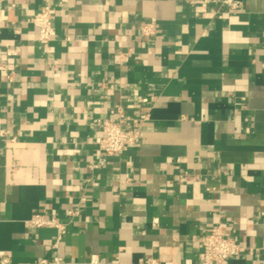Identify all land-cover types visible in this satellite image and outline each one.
<instances>
[{"label":"crops","instance_id":"0c3cea01","mask_svg":"<svg viewBox=\"0 0 264 264\" xmlns=\"http://www.w3.org/2000/svg\"><path fill=\"white\" fill-rule=\"evenodd\" d=\"M231 1L51 0L44 45L0 0V264H199L214 227L264 264V0ZM120 109L138 142L92 169Z\"/></svg>","mask_w":264,"mask_h":264},{"label":"built area","instance_id":"2783aa9c","mask_svg":"<svg viewBox=\"0 0 264 264\" xmlns=\"http://www.w3.org/2000/svg\"><path fill=\"white\" fill-rule=\"evenodd\" d=\"M204 2L206 0H198ZM225 2L233 8L237 3L231 0ZM30 21L38 28V40L41 44H48L55 34L53 25V13L51 10V0H42L40 9L30 17ZM139 30L143 36H151L156 32V23L146 21L140 24ZM17 49L7 48V55H16ZM10 80L11 76L8 77ZM124 112L119 110V119L117 121L104 118L99 121L100 134L96 138V148L99 151L100 159L98 163L91 161L89 163L92 169L104 165V160L108 156L119 155L124 153L130 146L135 145L140 137V121L125 126ZM78 208L68 211L71 218L78 213ZM69 222L60 220L57 216H47L43 213H35L28 221L27 225L32 228L53 227L57 231V238L53 244L55 248L59 247L62 236L66 233ZM202 253L199 264H230V259L241 254L244 247L235 239L225 235L220 227L210 228L201 238ZM4 262L7 259H3ZM42 262H46L45 260ZM53 262L55 264H70L62 256L57 255ZM186 264H192L190 259L185 261Z\"/></svg>","mask_w":264,"mask_h":264}]
</instances>
